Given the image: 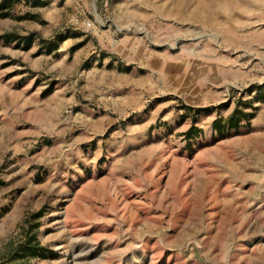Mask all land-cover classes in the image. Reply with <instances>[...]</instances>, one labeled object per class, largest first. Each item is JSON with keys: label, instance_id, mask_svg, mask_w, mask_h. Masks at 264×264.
<instances>
[{"label": "rangeland", "instance_id": "obj_1", "mask_svg": "<svg viewBox=\"0 0 264 264\" xmlns=\"http://www.w3.org/2000/svg\"><path fill=\"white\" fill-rule=\"evenodd\" d=\"M30 1L0 18V264H264V0Z\"/></svg>", "mask_w": 264, "mask_h": 264}, {"label": "trees", "instance_id": "obj_2", "mask_svg": "<svg viewBox=\"0 0 264 264\" xmlns=\"http://www.w3.org/2000/svg\"><path fill=\"white\" fill-rule=\"evenodd\" d=\"M22 0H0V18H10L11 17V10L20 4ZM24 1V0H23ZM27 4H31L30 0H25ZM34 6V5H33ZM57 49V48H56ZM240 119H236L235 115H233L228 121L227 124L229 125L228 128H238L239 127ZM217 131H223L220 126H215ZM197 130L191 129L186 133L188 139L194 138L196 135ZM43 215L42 212L37 213L34 217L35 219L41 218ZM37 228V225H35ZM47 249L40 246L39 242H37V238L35 236L28 237L25 243L20 248V254L18 259L22 260L26 257L36 258L40 255L46 258L45 251ZM18 254V253H17Z\"/></svg>", "mask_w": 264, "mask_h": 264}]
</instances>
